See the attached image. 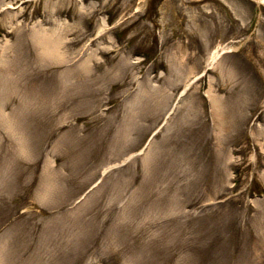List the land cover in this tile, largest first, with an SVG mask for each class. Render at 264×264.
I'll return each mask as SVG.
<instances>
[{"label":"rangeland","instance_id":"obj_1","mask_svg":"<svg viewBox=\"0 0 264 264\" xmlns=\"http://www.w3.org/2000/svg\"><path fill=\"white\" fill-rule=\"evenodd\" d=\"M0 264H264V5L0 0Z\"/></svg>","mask_w":264,"mask_h":264},{"label":"water","instance_id":"obj_2","mask_svg":"<svg viewBox=\"0 0 264 264\" xmlns=\"http://www.w3.org/2000/svg\"><path fill=\"white\" fill-rule=\"evenodd\" d=\"M251 1H253L254 3H256V4H261V5H263L260 1H258V0H251Z\"/></svg>","mask_w":264,"mask_h":264},{"label":"bare ground","instance_id":"obj_3","mask_svg":"<svg viewBox=\"0 0 264 264\" xmlns=\"http://www.w3.org/2000/svg\"><path fill=\"white\" fill-rule=\"evenodd\" d=\"M258 1H260L264 5V0H258Z\"/></svg>","mask_w":264,"mask_h":264}]
</instances>
